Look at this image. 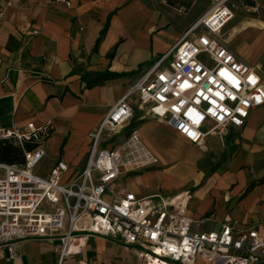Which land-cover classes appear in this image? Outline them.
Wrapping results in <instances>:
<instances>
[{"label":"crops","instance_id":"1","mask_svg":"<svg viewBox=\"0 0 264 264\" xmlns=\"http://www.w3.org/2000/svg\"><path fill=\"white\" fill-rule=\"evenodd\" d=\"M248 1L252 8H264V0ZM174 3L0 0V126H52L36 175L46 178L63 161L68 171L62 184H67L85 168L92 149L90 134L206 13L192 18L196 0ZM182 7L187 15L177 12ZM249 31L230 28L228 47L239 33ZM249 36L229 48L256 66L264 79V64L255 57L264 31L257 33L255 46L248 44ZM132 106L131 121L119 135L106 137L100 148L113 149L137 130L159 164L123 175L113 189L125 188L138 197H175L189 191L186 215L194 220L193 231L219 232L224 224L236 223L264 237V106L251 112L244 127L227 129L226 144L211 134L202 146L192 145L151 116L137 96ZM18 250L19 258L0 257V264H58L51 242L30 239ZM63 264L147 263L134 248L94 236L81 255ZM196 264L209 263L199 259Z\"/></svg>","mask_w":264,"mask_h":264},{"label":"built area","instance_id":"2","mask_svg":"<svg viewBox=\"0 0 264 264\" xmlns=\"http://www.w3.org/2000/svg\"><path fill=\"white\" fill-rule=\"evenodd\" d=\"M211 8L177 45L130 88L90 134L85 168L62 184L68 165L59 161L49 176L34 173L46 155L51 124L25 128L0 126V140L23 152V164L0 162V257L19 258L26 240L48 241L58 264L81 255L94 236L116 239L134 248L147 264H260L264 237L256 229L224 224L219 232H196L186 215L190 192L138 197L113 189L123 175L159 164L137 130L113 149L100 148L131 121L135 96L184 140L202 146L208 135L242 128L251 112L264 106L259 70L230 50L222 33L234 18L233 0H211ZM177 12L187 15V8ZM2 16V15H1ZM35 35L39 31H34ZM31 146V148H28Z\"/></svg>","mask_w":264,"mask_h":264},{"label":"rangeland","instance_id":"3","mask_svg":"<svg viewBox=\"0 0 264 264\" xmlns=\"http://www.w3.org/2000/svg\"><path fill=\"white\" fill-rule=\"evenodd\" d=\"M167 2V4L171 6H175L176 0H164ZM233 13L234 18L229 23V25L225 28V30L222 33V38L226 40L227 42L230 41L229 31L230 28L235 27L236 29H243L246 28L252 29V32L249 31L245 34L239 33L235 39L229 44V47H234L236 43H241L245 40V38H248V44L250 46H255L256 40H257V33L264 31V8H252L248 5V0H233ZM212 6L211 0H196V3L193 4L192 10L193 15L192 18H197L200 13L207 12ZM252 34V35H251ZM264 43L263 40L259 44V46L255 49L257 50L255 52L256 59L259 63L264 64ZM262 49V50H261ZM258 57V58H257ZM256 67V66H255ZM264 71V69H263ZM229 131L221 132L216 131L215 136L218 137L222 142V144H226V137L229 136ZM35 172L39 174L38 168H36ZM46 171H43V176L46 174Z\"/></svg>","mask_w":264,"mask_h":264},{"label":"trees","instance_id":"4","mask_svg":"<svg viewBox=\"0 0 264 264\" xmlns=\"http://www.w3.org/2000/svg\"><path fill=\"white\" fill-rule=\"evenodd\" d=\"M248 4L249 3L248 1ZM31 148V146H28ZM0 162L6 164H23L24 156L21 148L14 142L0 140Z\"/></svg>","mask_w":264,"mask_h":264}]
</instances>
